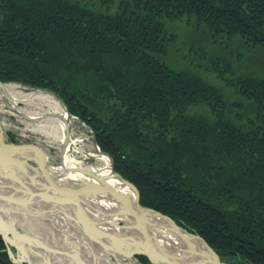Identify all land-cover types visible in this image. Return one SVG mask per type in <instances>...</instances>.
I'll return each mask as SVG.
<instances>
[{
    "label": "trees",
    "instance_id": "trees-1",
    "mask_svg": "<svg viewBox=\"0 0 264 264\" xmlns=\"http://www.w3.org/2000/svg\"><path fill=\"white\" fill-rule=\"evenodd\" d=\"M182 20L194 68L167 61ZM242 47L264 52V0H0V81L62 99L142 206L229 264H264V74ZM0 264H16L1 236Z\"/></svg>",
    "mask_w": 264,
    "mask_h": 264
},
{
    "label": "water",
    "instance_id": "water-1",
    "mask_svg": "<svg viewBox=\"0 0 264 264\" xmlns=\"http://www.w3.org/2000/svg\"><path fill=\"white\" fill-rule=\"evenodd\" d=\"M0 83L4 84L1 81ZM47 92L55 96L65 106L66 110H68L62 99L50 91ZM68 138L69 131L67 129L66 141ZM3 139V141L0 140V162H2V164L4 163V165L0 166H7L10 168L7 174L11 173L12 175V172L16 173V171H13L11 168L13 165L20 168V173L22 172L23 176L26 174L28 180L31 181L34 179V182H31V187L20 183L24 186V190H19L22 191L21 197L23 195L26 196L31 194V198L27 199V201L24 202L22 199L20 201V199L13 196L16 194L15 192H9V190H14L13 188H16L15 190H17V187H12L9 184L4 185L2 182L6 178V175L2 174L3 170L0 168V179H2L0 180V203L4 202L9 204L10 207H12L11 214L19 212L20 221L22 216L25 215L23 210L35 209L42 203L49 204V206H52L51 208L61 209V211L64 212L66 211L65 209H67L74 215V217H78L79 227L83 228L84 231H87L84 237L88 241L90 240L86 243L92 252H94V249L97 250V248H99L98 246H100L108 254L115 255L114 253H118L119 257L122 259H132L137 255H144L152 264H229L223 261L220 255L201 236L191 233L187 229L179 226L171 217L154 209L142 206L140 203V193L138 188L132 182L123 178L115 171V169L114 173L130 186L136 195L134 200L135 206L133 207L130 203L124 204L125 207L120 212L122 215L125 214L130 218V223H127L124 220L112 222L109 219H99L101 218L99 215H104V213L98 209H94L98 214V217L93 216L84 205H79L80 202L76 199V196L84 195L86 197H91L98 195L101 191L99 192L95 189L97 186L95 183L86 180H70L71 182L69 180H64L62 176L63 174H59L58 170L53 172L52 169L54 166L50 165L48 161L27 156L24 151L29 147L12 142L7 137H4ZM4 147L6 150H2ZM16 154L20 156V160L14 157ZM63 163L62 160L61 167H63ZM8 164L11 166L9 167ZM30 166L33 169H37V167L39 168L38 170L40 174H37L36 178L29 176L28 172L31 170H26ZM55 169L59 168L55 167ZM55 173L58 176H55ZM33 187L36 188V190L32 191ZM51 208L49 209L51 210ZM148 214L162 218L170 223L169 230L176 234L182 235V233H184L185 235L187 234L188 238L195 237L199 239L202 241L206 251L201 252L200 250L195 249L194 251H190L189 249L193 248L191 245L187 246L186 249H172L160 244L161 239L156 232L157 228L146 218ZM105 215H108V218L113 217L112 214ZM0 222V227L6 229L0 228V235L9 244L14 245L20 250L17 241H15L16 236L14 228L16 229V226L14 223L8 222L1 214ZM20 227H23L21 223ZM115 228L122 230V233L114 231ZM181 253H188V255H183ZM9 254L15 263L36 264L32 259L23 254L19 255L18 258L14 257L11 249H9Z\"/></svg>",
    "mask_w": 264,
    "mask_h": 264
},
{
    "label": "bare ground",
    "instance_id": "bare-ground-1",
    "mask_svg": "<svg viewBox=\"0 0 264 264\" xmlns=\"http://www.w3.org/2000/svg\"><path fill=\"white\" fill-rule=\"evenodd\" d=\"M0 96L1 97H7L11 100L13 107L15 108V111L17 112L18 116H24L28 118V120H31L33 122H38L37 127H32L31 124H29V127H32L36 131H41L43 134H46L47 136H52V142H58L61 146L62 151V157H63V167H58L59 169H55V167L52 169L53 172L59 171V174H63L64 180H86L90 181L92 183H95L97 186L95 189H97L100 193L98 195H94L91 197H86L84 195H78L76 196V199L81 203L79 205H84L87 210L93 215L98 217V214L94 211L99 210L104 213V215L100 214L99 216L103 220H111L112 222H119L120 220H124L127 223H130L131 220L128 216L125 214H121L120 212L125 207L124 204L130 203L133 207L134 200L136 198L134 190L128 186L119 176H117L114 173V170L112 168V164L107 158L96 155L97 158H99L98 166L97 168H94L91 166H83L80 164V162L72 161V159L67 155L70 145L72 144V141L70 138L66 141V130L67 125H70V123L73 121L72 118H70L68 111L65 109L64 105L52 94H50L47 91L37 90V91H25L20 88L19 84L15 83H9V84H1L0 83ZM21 104H25V107H22ZM70 135V134H69ZM3 135H0V140L3 141L4 139ZM3 139V140H2ZM2 150H6L4 147ZM27 156L36 157L42 160L48 161L42 153L40 154L36 148H28L24 151ZM95 156V155H94ZM16 159L20 160L19 155H15ZM49 163V161H48ZM50 164V163H49ZM0 165L2 162H0ZM51 165V164H50ZM10 167L11 165L8 164ZM53 166V165H52ZM1 170H3L2 174L6 175V178L4 181H2L5 184H9L14 190H9L12 192H15L16 194L13 195L17 199H21L25 202L27 199L31 198V194L29 195H23L21 197L22 191H19L20 189L24 190V186H22L23 183L25 186L31 187V182H34V179L31 181L28 180L26 177V174L23 176V173H20V168L11 166L13 171H16V173L12 172L13 174L9 172V169L7 166H0ZM39 168L33 169L31 166L26 169L27 171L31 170L29 173V176H32L33 178H36L37 174H40ZM55 176H58L55 173ZM61 176V175H60ZM2 180V179H0ZM71 182V181H70ZM28 184V185H27ZM36 190V188H32V191ZM8 192V191H7ZM45 205V204H44ZM46 206V205H45ZM50 208L52 206H49ZM11 208L9 204H6L4 202L0 203V214L11 223H14L16 226V229L14 228L15 232V241H17L18 246L20 247V255L23 254L27 256L28 258L32 259L36 264H51L48 257L49 254L45 253L46 251H52V249L58 250L64 258L70 260L73 259L72 257L75 256L74 262L78 264H86L84 254L81 252L76 251L73 247L68 246V250H62L61 246L63 244H60V241L57 243H49L47 238L44 237L43 233L37 232V229L32 230L31 227H24L25 231L21 234L19 233L17 227H20V218H18V215L16 213L11 214ZM35 210H41L40 208H35ZM43 210V209H42ZM49 210V209H48ZM46 209L43 210V215L46 214ZM53 218L56 219L60 218L61 216L67 218V224H75L77 226V230L75 232L80 235H78L79 239H83L84 243L89 242L84 235L87 233V231H84L83 228L79 227V219L74 217V215L65 209L66 213L64 211H61V209L51 208ZM32 213V212H31ZM120 213V214H118ZM20 214V213H18ZM29 213L27 212L25 216H27ZM105 214H112L113 217L108 218V215ZM118 214V215H117ZM48 216V215H45ZM60 216V217H59ZM107 216V217H106ZM147 220L151 221L153 225L157 228L156 232L160 236V244L164 246H168L172 249L182 248L186 249L187 246L191 245L193 246L192 249H189L190 251L200 250L206 251L204 248V245L202 241L195 237H189L187 234L185 235L182 233L176 234L169 230L170 223L163 220L162 218L155 217L152 214H148L146 216ZM1 224V222H0ZM62 226L61 230L64 231V233H72L71 226ZM1 226V225H0ZM67 227V228H66ZM3 228V227H0ZM5 229V228H3ZM71 229V230H70ZM6 230V229H5ZM116 232L122 233V230H118V228L114 229ZM85 232V233H84ZM40 234V236H39ZM11 237V235H10ZM60 239V238H59ZM57 239V240H59ZM65 239V238H64ZM66 245H73L77 246L79 243L76 242V240H65L63 241ZM97 244V243H96ZM98 245V244H97ZM99 247V246H98ZM45 251V252H44ZM91 253V252H90ZM94 254V253H92ZM90 254L91 256H93ZM115 256L118 259L119 264H124L122 262V258L119 257L118 253H114ZM183 254V253H181ZM188 255V253H184L183 255ZM96 255V254H95ZM94 258H99L100 256H93ZM102 257V256H101ZM101 263L103 261L104 264H114L110 262V259L101 258ZM94 264H96L94 262Z\"/></svg>",
    "mask_w": 264,
    "mask_h": 264
},
{
    "label": "rangeland",
    "instance_id": "rangeland-1",
    "mask_svg": "<svg viewBox=\"0 0 264 264\" xmlns=\"http://www.w3.org/2000/svg\"><path fill=\"white\" fill-rule=\"evenodd\" d=\"M167 25L170 31L175 33V35L177 36L176 43L169 51L170 54H168L167 57L168 63L172 67L177 69L194 68L193 67L195 66L194 62L199 63L201 59V57L198 58V55H194L193 52L189 50L191 45L195 43V41H198L199 39L197 37V33L194 31L195 28L192 27L190 28L184 20L167 22ZM207 39L210 40V38ZM203 41H206V39ZM206 42L207 44L210 45L208 47V49L210 50L219 47L218 45L212 46V44L210 43L211 41L210 42L206 41ZM193 46L196 47L195 45ZM243 48L244 47H242L241 49V54L243 55L241 56L242 59L240 60V65L243 67H249L250 65H255L256 73L260 75L264 74V52L261 50H256V51H249L247 53ZM227 51L228 49L224 48V46H222L221 49L218 50V52L222 54H227ZM210 62H211L210 58H206L202 60L201 62L202 66L199 68L197 67V69L202 73V75L208 77L209 79L215 80L217 83L220 84V86L225 88L223 82H218L215 79L214 73L210 74L209 72L206 71V66L209 67ZM4 84H9V83H4ZM19 86L21 89L25 91L42 90L38 88L37 89L29 88L21 84H19ZM225 93L232 94L233 92L231 90L225 89ZM21 106L25 107L26 105L21 104ZM12 107L13 104L9 98L0 96V135L9 138L12 142H15L17 144L24 145L29 148H36L40 154L42 153L44 158H46L51 165H53L54 167H61V161L63 160L62 157L63 155L59 141L52 142L53 140L52 136H47L46 134H43L41 131L34 130L32 127H37L39 123L28 120V118L24 116H18L17 112L15 111V108ZM67 111L70 118L73 119L70 125H67V129L70 134L69 138L72 141V144L69 147L67 155L72 159V161H75L77 163L80 162V164L83 166L92 165L94 168H97L99 161V158H97L96 155H101L107 158V160L111 162L112 168L114 170V163L112 157L108 153L104 152L101 149V147L97 144V142L94 139V134L92 130L89 128V126H87L77 116L71 114L69 110ZM29 124H31L32 127H29ZM45 205L42 203L37 207L40 208L41 210H35V209L23 210L24 214H26L27 212L29 214L27 216L25 215L22 216L20 223L23 225V227H17L19 233L22 234L25 231L24 227L26 228L31 227L32 230L37 229V232L39 233L42 232L43 235L45 234L44 237L47 238L49 243H54V242L57 243L58 241H60V244H63V246H61V248H63L62 250L67 251L68 250L67 247L70 246L73 247L76 251L78 250V252L80 253L82 252L84 254L86 264H94V262L96 264H104L103 261L101 263L100 260L101 258L104 257L106 259H110L111 263L119 264L118 259L115 255L108 254L100 246L99 248H97V250L94 249V252H92L91 249H89L87 243L86 242L84 243V240L78 238V235L80 234L79 233L77 234L75 232V230L78 229L77 226L75 224H72L71 226L70 225L71 223L67 224L68 221L67 218L64 217L65 215L63 217L61 216V219L60 218L56 219L55 217L53 218V215L51 214L52 211L49 209L50 208L49 204H45ZM42 209L43 210L49 209L48 211H46L45 214L48 216L43 215ZM18 213L19 212H17L16 215H18V218H20V214ZM68 225H70L72 228V233L70 234L64 233V231L61 230L62 226H68ZM72 239L73 241L76 240V242L79 244L77 246H73V245L65 246V243L63 241L72 240ZM3 240L5 242V245L8 244L6 246L8 254H9V249H11L14 257L18 258L17 253L14 250V247L11 248V245L4 238ZM45 253L50 255L48 259L51 262V264H78L73 261L75 259V256L72 257L73 259L68 260L64 258V256L54 248L52 249V251H46ZM90 254H92L93 256L99 255L100 259L96 257L94 258ZM9 257L11 258L12 262L15 263L13 261V258L10 256V254ZM122 262L124 264H143L138 257H134L132 259L124 258Z\"/></svg>",
    "mask_w": 264,
    "mask_h": 264
},
{
    "label": "flooded vegetation",
    "instance_id": "flooded-vegetation-1",
    "mask_svg": "<svg viewBox=\"0 0 264 264\" xmlns=\"http://www.w3.org/2000/svg\"><path fill=\"white\" fill-rule=\"evenodd\" d=\"M7 244V243H6ZM8 245V244H7ZM6 245V246H7ZM11 245V244H10ZM12 247H14V250L16 251V253H17V256H19L20 255V250L17 248V247H15L14 245H11V248Z\"/></svg>",
    "mask_w": 264,
    "mask_h": 264
}]
</instances>
